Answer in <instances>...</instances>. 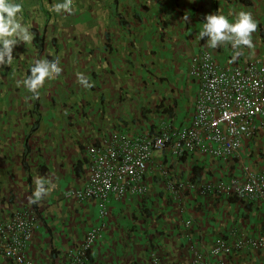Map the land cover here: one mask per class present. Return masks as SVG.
<instances>
[{
    "label": "crops",
    "instance_id": "0c3cea01",
    "mask_svg": "<svg viewBox=\"0 0 264 264\" xmlns=\"http://www.w3.org/2000/svg\"><path fill=\"white\" fill-rule=\"evenodd\" d=\"M13 2L21 4L18 15L33 39L16 45L11 63L0 65V222L22 210L39 217L25 250L28 258L67 264L69 249L93 227H103L104 235L85 264H153V256L157 264H190L191 246L203 262H214V239L264 236V204L197 199L191 193L172 204L155 167L149 168L145 196L111 198L103 217L96 202L64 197L86 183L88 147L117 132L137 135L160 117L188 122L196 99L188 74L192 56L207 51L223 68L264 63V0H72L69 10L59 12L51 7L56 0ZM241 11L257 25L251 47L222 42L212 48L207 37H199L207 15L232 22ZM35 34L43 43L35 42ZM39 57L58 58L62 71L46 77L33 95L18 82ZM81 73L91 87L79 83ZM255 121L240 159L194 155L184 162L167 161L171 177L217 183L233 176V170L241 176V165L264 171V119ZM37 178L51 189L39 200L32 195ZM181 208L182 215L177 213ZM187 218L189 230L183 224ZM223 260L264 264V250L246 247ZM0 264L12 263L0 257Z\"/></svg>",
    "mask_w": 264,
    "mask_h": 264
},
{
    "label": "built area",
    "instance_id": "2783aa9c",
    "mask_svg": "<svg viewBox=\"0 0 264 264\" xmlns=\"http://www.w3.org/2000/svg\"><path fill=\"white\" fill-rule=\"evenodd\" d=\"M189 77L196 84L194 112L188 122L174 123L160 117L148 122L137 135L117 132L98 145L87 148L88 174L81 189L64 193L67 199L79 202L91 200L99 207L100 216L106 214L111 198L145 196L149 168H156L164 178L166 196L172 204L184 193L197 199L209 197L232 198L246 205L264 204V171H250L241 165V176L232 171L225 181L211 183L182 182L171 177L167 161L188 159L194 155L228 162L240 159L243 140L256 128V119H264V63L249 61L231 68L221 67L212 54L203 51L189 60ZM183 209L177 213L183 214ZM39 217L32 211L14 212L0 222V257L12 264H40L31 260L25 250L39 226ZM190 229V219L183 221ZM103 227L86 231L82 242L69 249L67 264H85L87 254L103 238ZM185 238L190 242V232ZM264 250V236L227 241L216 238L210 255L214 262L201 260L193 250L190 264H240L224 261L244 248ZM153 264L158 260L153 256Z\"/></svg>",
    "mask_w": 264,
    "mask_h": 264
},
{
    "label": "clouds",
    "instance_id": "9594fccd",
    "mask_svg": "<svg viewBox=\"0 0 264 264\" xmlns=\"http://www.w3.org/2000/svg\"><path fill=\"white\" fill-rule=\"evenodd\" d=\"M71 3L72 0H56L51 7L58 12L62 9L69 10ZM21 10L20 3H15L13 0H0V65L11 63L14 58L13 49L16 45L21 42L31 43L33 39V33L27 25L21 22L18 15ZM256 27V22L251 14L245 11H241L232 22L224 15L210 14L202 22V31L198 35L201 39L207 37L208 44L212 48L222 42H231L234 48L241 45L251 47V34L256 30ZM58 63V58H36L29 65L28 74L18 83H22L33 95H38L37 90L44 83L45 78H52L54 74H59L62 71ZM78 80L84 87H91L90 81L83 73L79 74ZM46 183L42 178L35 180V190L32 194L35 200H39L51 190L45 186Z\"/></svg>",
    "mask_w": 264,
    "mask_h": 264
},
{
    "label": "trees",
    "instance_id": "16d2710c",
    "mask_svg": "<svg viewBox=\"0 0 264 264\" xmlns=\"http://www.w3.org/2000/svg\"><path fill=\"white\" fill-rule=\"evenodd\" d=\"M32 31H36V30H32ZM35 42H37L38 44L39 43H43V39L41 37H38L36 34H35ZM180 161L184 162L185 159L184 158H181Z\"/></svg>",
    "mask_w": 264,
    "mask_h": 264
},
{
    "label": "rangeland",
    "instance_id": "374dc122",
    "mask_svg": "<svg viewBox=\"0 0 264 264\" xmlns=\"http://www.w3.org/2000/svg\"><path fill=\"white\" fill-rule=\"evenodd\" d=\"M46 15H49V14H48V13H46ZM222 63H223L222 65H223V66H225V65H224L225 63H224V62H222Z\"/></svg>",
    "mask_w": 264,
    "mask_h": 264
}]
</instances>
